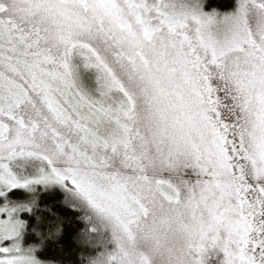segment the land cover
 Wrapping results in <instances>:
<instances>
[{
    "label": "snow or ice",
    "instance_id": "6c2138e0",
    "mask_svg": "<svg viewBox=\"0 0 264 264\" xmlns=\"http://www.w3.org/2000/svg\"><path fill=\"white\" fill-rule=\"evenodd\" d=\"M216 250L264 264V0H0V264Z\"/></svg>",
    "mask_w": 264,
    "mask_h": 264
},
{
    "label": "trees",
    "instance_id": "16d2710c",
    "mask_svg": "<svg viewBox=\"0 0 264 264\" xmlns=\"http://www.w3.org/2000/svg\"><path fill=\"white\" fill-rule=\"evenodd\" d=\"M227 2H228V0H213V4H214V5H222V4H226ZM215 253H217V256H218L219 258L221 257V259H220V264H221V262H222V260H223V258H222L223 253L220 252L219 250H216ZM47 255H48L49 257L59 258V257L61 256V253H60L58 250H56V249H52V248H50V249L48 250V252H47ZM65 255H66V254H65ZM219 258H218V259H219Z\"/></svg>",
    "mask_w": 264,
    "mask_h": 264
},
{
    "label": "rangeland",
    "instance_id": "374dc122",
    "mask_svg": "<svg viewBox=\"0 0 264 264\" xmlns=\"http://www.w3.org/2000/svg\"><path fill=\"white\" fill-rule=\"evenodd\" d=\"M218 258L219 257L217 256V253H215L214 255H210L208 264H220L221 257L219 259ZM222 258H223V255H222Z\"/></svg>",
    "mask_w": 264,
    "mask_h": 264
}]
</instances>
